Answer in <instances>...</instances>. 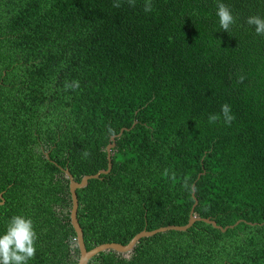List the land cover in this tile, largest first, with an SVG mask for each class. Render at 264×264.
<instances>
[{
  "label": "trees",
  "instance_id": "16d2710c",
  "mask_svg": "<svg viewBox=\"0 0 264 264\" xmlns=\"http://www.w3.org/2000/svg\"><path fill=\"white\" fill-rule=\"evenodd\" d=\"M116 2L0 0V235L30 217L28 264H76L64 170H105L124 129L109 172L75 191L86 250L182 226L194 201L193 217L227 229L195 221L87 264H264V35L246 23L264 0H222L228 31L216 0Z\"/></svg>",
  "mask_w": 264,
  "mask_h": 264
},
{
  "label": "clouds",
  "instance_id": "9594fccd",
  "mask_svg": "<svg viewBox=\"0 0 264 264\" xmlns=\"http://www.w3.org/2000/svg\"><path fill=\"white\" fill-rule=\"evenodd\" d=\"M130 6L135 7V0H128ZM217 4V16L219 18L220 27L228 31L230 27L236 23V18L233 15L232 9L229 5L222 2V0H216ZM121 5L117 2L113 4V7L119 8ZM152 3L151 0H145L143 11L146 13L151 12ZM248 25L255 27V33L257 35H264V17L260 15H250L246 19ZM241 81L243 77L240 78ZM65 88H79V82L73 81L71 84L66 83ZM221 112L224 117V122L227 125H231L235 116L231 114V106L227 103L221 106ZM220 119L219 115L210 114L209 122L214 123ZM85 157L90 153L85 151L83 153ZM186 188L190 187L188 184L184 185ZM37 232L34 227V222L30 217L24 215H14L7 222L6 231L0 235V264H28L29 260L36 256V242ZM75 246V238H72L70 247ZM126 259L128 257H125Z\"/></svg>",
  "mask_w": 264,
  "mask_h": 264
},
{
  "label": "water",
  "instance_id": "95a60500",
  "mask_svg": "<svg viewBox=\"0 0 264 264\" xmlns=\"http://www.w3.org/2000/svg\"><path fill=\"white\" fill-rule=\"evenodd\" d=\"M123 130L124 129H120L116 135L109 137V143L105 147L106 160H107V168L105 170H100L93 175L83 176L78 182L73 181V179L69 175V173L66 170H64V173L67 176V180H68V191H69L70 202H71V208L69 211V223H70V225L73 229V232L75 234V241H76V245L78 247V252H79L78 253V260H77L76 264H87L88 260L91 257H93L94 255H96L97 253H99L103 250H112L116 253L128 252L129 250H131V248L133 247L135 242L137 240H139L140 238L152 236L156 233L164 232L167 230L184 231L187 228H189L192 225V223L195 221H202L204 223L210 224L213 228L218 229L221 232H224L227 229V227L221 228L220 226H217L213 221H210L208 219L193 217L192 208L196 204V202L194 201V204H193V206L189 212V215H188V220H187L186 224H184L182 226H163V227H159L155 230H151V231H144L143 230V231L135 234L124 245L117 244V243H104V244L97 245V246L91 248L90 250H86L84 247V244H83L82 232H81V229H80V227L77 223V220H76L77 201H76L75 191L77 189L83 188L86 185L87 180L95 179L98 177V175L106 174L107 172H109V170H110V150L114 146L113 140L115 137H118ZM1 204H2V201H0V205ZM236 224L237 223H235V225Z\"/></svg>",
  "mask_w": 264,
  "mask_h": 264
}]
</instances>
